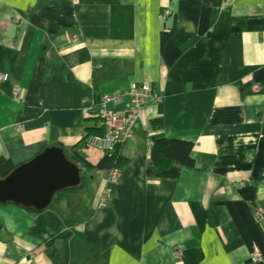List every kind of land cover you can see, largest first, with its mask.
Returning a JSON list of instances; mask_svg holds the SVG:
<instances>
[{"label": "crops", "instance_id": "crops-1", "mask_svg": "<svg viewBox=\"0 0 264 264\" xmlns=\"http://www.w3.org/2000/svg\"><path fill=\"white\" fill-rule=\"evenodd\" d=\"M3 73L13 167L76 146L105 95L124 94L118 112L132 84L160 100L118 146L116 183L92 169L43 211L0 204V264H264V0H0ZM161 138L193 144L176 180L146 175ZM80 145L88 165L104 157Z\"/></svg>", "mask_w": 264, "mask_h": 264}, {"label": "water", "instance_id": "water-1", "mask_svg": "<svg viewBox=\"0 0 264 264\" xmlns=\"http://www.w3.org/2000/svg\"><path fill=\"white\" fill-rule=\"evenodd\" d=\"M80 184L81 169L63 149L50 146L0 179V204L43 211L50 207L56 194Z\"/></svg>", "mask_w": 264, "mask_h": 264}, {"label": "built area", "instance_id": "built-area-1", "mask_svg": "<svg viewBox=\"0 0 264 264\" xmlns=\"http://www.w3.org/2000/svg\"><path fill=\"white\" fill-rule=\"evenodd\" d=\"M75 2L77 0H74ZM164 16L171 15L170 10H164ZM8 80V74H0V83ZM253 89L257 90L255 86ZM16 89L13 94L16 95ZM122 93H113L103 96L98 104L91 105L92 113L95 118V128L101 129V135L88 136L86 145L90 148L98 149L104 153H112L116 146L129 141L133 138L134 130L142 124L144 119L145 107L152 102L160 100V94L153 90L147 83L140 85L132 84L125 95L129 99L126 110L118 112L110 108V105H118L121 103ZM120 176V170H110V182L116 183ZM108 194L103 193L101 201L108 199ZM173 256L179 259L181 256L180 250L177 248L173 251ZM262 260L260 250L253 247L250 255L252 263H258Z\"/></svg>", "mask_w": 264, "mask_h": 264}, {"label": "trees", "instance_id": "trees-1", "mask_svg": "<svg viewBox=\"0 0 264 264\" xmlns=\"http://www.w3.org/2000/svg\"><path fill=\"white\" fill-rule=\"evenodd\" d=\"M102 133L103 131L95 128L94 125L86 129L83 138L76 146L65 151L68 159L81 169V184L77 188L68 189L56 194L54 199L61 198L64 193L75 192L80 189L85 179V171H90L92 169L95 171L121 169L123 160L118 156V146L115 147L112 153H104V157L95 167L88 165L80 155V144H82V146H87L86 138L88 136L101 135ZM192 149L193 144L188 141L164 138L153 140L150 145L149 160L146 168L147 177L156 180H176L183 168H193L194 162L191 157ZM14 168L15 167L11 166L8 162L0 160V179L9 175ZM51 206L52 205H50V207ZM31 211L34 213L40 212L32 209Z\"/></svg>", "mask_w": 264, "mask_h": 264}]
</instances>
